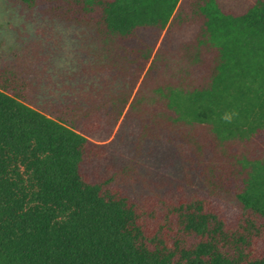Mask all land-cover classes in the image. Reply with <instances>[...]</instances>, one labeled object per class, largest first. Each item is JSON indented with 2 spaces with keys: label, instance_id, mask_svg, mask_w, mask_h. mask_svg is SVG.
<instances>
[{
  "label": "trees",
  "instance_id": "1",
  "mask_svg": "<svg viewBox=\"0 0 264 264\" xmlns=\"http://www.w3.org/2000/svg\"><path fill=\"white\" fill-rule=\"evenodd\" d=\"M10 1L81 37L0 65V264H264V0Z\"/></svg>",
  "mask_w": 264,
  "mask_h": 264
},
{
  "label": "rangeland",
  "instance_id": "2",
  "mask_svg": "<svg viewBox=\"0 0 264 264\" xmlns=\"http://www.w3.org/2000/svg\"><path fill=\"white\" fill-rule=\"evenodd\" d=\"M80 37L75 27L49 21L10 0H0V65L34 58L35 54L45 57L54 78L74 69Z\"/></svg>",
  "mask_w": 264,
  "mask_h": 264
},
{
  "label": "clouds",
  "instance_id": "3",
  "mask_svg": "<svg viewBox=\"0 0 264 264\" xmlns=\"http://www.w3.org/2000/svg\"><path fill=\"white\" fill-rule=\"evenodd\" d=\"M21 19H22V18H21ZM234 115H235L234 113H233V114L226 113V114L222 117V119L225 120V121L228 122V123H231Z\"/></svg>",
  "mask_w": 264,
  "mask_h": 264
}]
</instances>
